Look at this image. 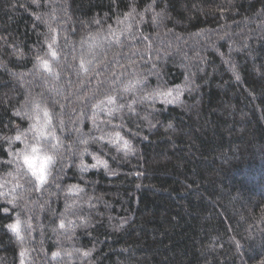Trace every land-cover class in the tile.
Here are the masks:
<instances>
[{
	"label": "trees",
	"instance_id": "trees-1",
	"mask_svg": "<svg viewBox=\"0 0 264 264\" xmlns=\"http://www.w3.org/2000/svg\"><path fill=\"white\" fill-rule=\"evenodd\" d=\"M0 264H264V0H0Z\"/></svg>",
	"mask_w": 264,
	"mask_h": 264
},
{
	"label": "snow or ice",
	"instance_id": "snow-or-ice-1",
	"mask_svg": "<svg viewBox=\"0 0 264 264\" xmlns=\"http://www.w3.org/2000/svg\"><path fill=\"white\" fill-rule=\"evenodd\" d=\"M56 41L55 39H53L52 44H55ZM52 45H49V49L51 50ZM57 55V53L55 51H51V56L53 58H55ZM41 60V64L42 66L49 72H53V69L50 67L49 62L43 58H38ZM91 63V61L89 60H81V68L87 72V68L85 67L86 64ZM233 71H235V69H233ZM236 79L239 80L240 77L239 75H236ZM136 83H139L140 81H135ZM129 90V85H125L124 87V91H128ZM155 95L157 96H163L165 97V102L166 103H172L174 100H178L179 99V92L177 91V95L175 97H173L172 100H168L167 98L172 96V90H168L167 92H158ZM151 98V97H148ZM106 99L108 100L109 103H113L114 102V98L112 96H108L106 97ZM104 101H98L96 104L93 105V107H99L100 104H102ZM37 107H39V105H37ZM41 111H43V115H44V120L41 122L39 120L38 117L35 118L34 120V124L32 125V130L37 132V144L36 145H26V149L30 147L31 151L30 153H28L27 155L24 156V161L25 163L28 165V168L31 172V175L34 176L36 178V180L41 181L42 183L45 182L46 180V175H45V169L48 165L54 164L55 163V155L54 154H50L48 146H44L43 147V154L42 155H37L39 152L42 151L41 146L39 145V140L38 137L39 136H50L52 139H58L55 135V130L53 129L52 131H45V128H47L52 121V118L49 114L48 109L44 108L41 109ZM114 136L116 137L117 140L123 141V143L120 145V148L126 149L125 155H128L132 152L135 151V149L132 147L131 143L129 141L123 140V137L120 135L119 132L114 133ZM104 137H101V139H103ZM15 139H20V136H17ZM110 142L115 143L116 141H113L111 139V137H109ZM85 143H87V141H85ZM57 146L56 145H51V149H55ZM119 150V149H118ZM84 151H87V149H84ZM81 157L83 156V152L80 153ZM35 158L39 161V165H38V170L37 167L33 166L32 163V159ZM94 159L97 160V164H103L105 168L108 167L107 163L105 161L100 160L99 157H93ZM81 167L83 170H87L88 166H85L83 164V161H81ZM91 167H96V165H91ZM48 175H51V171L49 169ZM111 175H115L114 172H110ZM72 190H78L77 186L73 185L69 188V191ZM10 204H13V206L15 207V198L13 200L8 201ZM5 212H7V209L4 210ZM23 223H27V221H24ZM21 224L22 221L20 219L19 216H17L16 221L14 223H11L9 225H7V228L9 230H11L13 233H15L17 235L18 239H23V237L21 236ZM30 227V225H29ZM61 227H63V223H61ZM21 256L25 255V252L23 250H21L20 253ZM59 253H53V256H58Z\"/></svg>",
	"mask_w": 264,
	"mask_h": 264
},
{
	"label": "rangeland",
	"instance_id": "rangeland-1",
	"mask_svg": "<svg viewBox=\"0 0 264 264\" xmlns=\"http://www.w3.org/2000/svg\"><path fill=\"white\" fill-rule=\"evenodd\" d=\"M9 99H11V98H9ZM19 115H20V116H22L20 113H19ZM19 124H20V125H22V124H23V122H19Z\"/></svg>",
	"mask_w": 264,
	"mask_h": 264
}]
</instances>
